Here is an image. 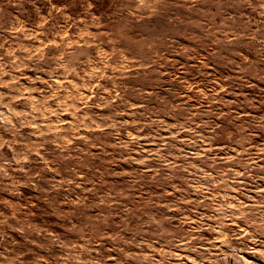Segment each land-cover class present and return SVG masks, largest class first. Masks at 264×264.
Returning <instances> with one entry per match:
<instances>
[{"label": "clouds", "instance_id": "9594fccd", "mask_svg": "<svg viewBox=\"0 0 264 264\" xmlns=\"http://www.w3.org/2000/svg\"><path fill=\"white\" fill-rule=\"evenodd\" d=\"M0 88V264H264V0H0ZM184 202L219 214L218 252L172 227Z\"/></svg>", "mask_w": 264, "mask_h": 264}, {"label": "rangeland", "instance_id": "374dc122", "mask_svg": "<svg viewBox=\"0 0 264 264\" xmlns=\"http://www.w3.org/2000/svg\"><path fill=\"white\" fill-rule=\"evenodd\" d=\"M26 43H28V42H26ZM70 43H71V41H70ZM38 45H39V41H37L35 43V45H33V46L36 47ZM16 55H19V52H17ZM17 63H19V62H17ZM12 75L19 77V81H18L19 85L22 88L27 89L28 85H29V81H28L27 77L33 76V75H35V73L32 72L28 68L21 67L19 70H13ZM225 75H227V74H225ZM11 78H12L11 76H5L4 77L5 80H9ZM69 79H71V77H69ZM78 82L79 81H73V83H78ZM63 83H65V82L61 81L62 85H63ZM0 91L9 93V95H13L9 89L0 88ZM87 95H88V91H87V88H85L80 93V96L84 97ZM24 96H27V92L24 93ZM32 97H33L34 102L39 100V94L36 92L32 93ZM22 100H23V97L16 99L13 103V107H15L17 109V111L21 110ZM93 100H95V96H92V99L87 101V103L91 104ZM64 102L66 103L67 106L64 108V111L61 113L60 120L64 122V126H67L68 123L72 122L75 119V117L72 115V112H71L72 108L75 106H79L81 104V101H77L76 105H73L70 101H68V99L66 97ZM57 103H60V101H57ZM131 103L134 104V102H131ZM49 104H51V101H49ZM33 106H35V103H33ZM53 110H55L54 106H53ZM133 110H135V109H133ZM95 111L100 115H108L109 114V113H107L106 109H104L103 107L96 108ZM51 119H52L53 123H55L57 121V117L55 115H53L51 117ZM118 119L124 120L125 122H132L131 115H124V116L118 117ZM166 122L169 124H174V121H172L171 118H169ZM21 131L27 132V131H33V129H31V126L29 125L23 129H21ZM172 131L175 132V128H173ZM128 132L131 134V137L133 139H135L136 130L131 126V123H129ZM82 134H85L83 132V130H82ZM144 134L145 135L147 134V130H145ZM168 135H169V133L167 131H165V130L161 131V136L167 137ZM180 136H181V138H187L188 134L186 132H181ZM38 139H39V137H35V136L33 137V140H38ZM126 139H128V136H126V135L122 136V140H126ZM140 142H141V144L144 145L145 149H147L148 151H155V149H156V143L155 142L145 143V141L143 139H141ZM111 143H115V141L113 140V141H111ZM260 143H264V141L256 143L253 145V147L258 151L260 150ZM148 151H146L144 153L145 156L148 155ZM209 154H211V153H209ZM217 154L219 156H221L222 158L226 155L223 151H221L219 149H217ZM137 158H139L138 155H137ZM262 163H264V161H262ZM133 167H139V166L138 165H136V166L122 165L120 168L117 169V171L123 172L125 175H127L128 173H130L133 170ZM121 182H123V181H121ZM21 191H25V189L21 188ZM147 191H148V189H145V194L147 193ZM167 191L171 193L172 189L168 188ZM136 195H137V197H139L140 193L137 192ZM153 195L154 196L159 195V191L154 192ZM174 195H175V197L180 198L183 201H196L198 199L199 200L204 199V197L201 196L200 193L195 190V186L193 187L191 194L186 196V197H181L179 192H176ZM229 195L236 196L237 198H240L239 193H236V192H230ZM251 195L253 198H255L256 193L253 192ZM5 198H10V197L8 196V194H5ZM28 198H30V194L26 192V199H28ZM244 199H245V203H247V199L246 198H244ZM172 200H173V196L170 195L168 197V202H172ZM17 202L24 205L25 207H27V205L25 204L24 201H17ZM32 203L34 204L35 201L33 200ZM157 203L159 204L160 202L157 201ZM181 207H183L185 209H193V210L190 212H185L184 217H181L180 213H171L170 212L169 215H174V219L172 221V227L173 228L177 227L183 221V229L185 231H187L189 229H196V231H194L192 233L193 237L199 236V237L203 238V239H200L199 241L194 238L192 240V243L193 244L199 243V245L204 250L205 255H208L209 246L213 243V241H215V244L217 246L215 249H213V251L218 252L219 251V245H220L221 239H222L221 238V231H227V230L226 229H220L218 227L217 219L209 218V217L218 216L219 214L215 213L214 210L210 211L207 207H196L194 204H191L188 202L182 203ZM33 212H35V208L33 209ZM197 213H200L201 217H203V219L198 218ZM185 218H187V219H185ZM47 222L49 224H52V225L56 224L55 218H52L51 220H49ZM236 224H240L241 228L243 229V227H244L243 222L241 220L237 219L235 221V223H233L231 225L232 230H235ZM201 225H204V226L201 227ZM54 230L59 231V229H54ZM228 234H230V233H228ZM162 243L163 242H161L160 244L150 243V246L146 247L145 253L151 254L152 248L159 249L161 247ZM249 247L250 248L252 247V245L250 243H249ZM225 248H226V246H225ZM97 249L98 250L100 249V245H97ZM259 250L260 249H258V248L256 249V251H259ZM95 254L96 253H93V255H95ZM179 254L181 256H190V257H194V258L198 259V257H196L195 253L188 252V251L184 250L183 248L179 249ZM111 255L115 256L116 253L113 252V253H111ZM242 255L245 258L244 264H259V260L256 257H254L250 251H245L242 253ZM157 259L158 260L160 259L159 255H157ZM109 264H112V261H109ZM184 264H191V260H185Z\"/></svg>", "mask_w": 264, "mask_h": 264}]
</instances>
